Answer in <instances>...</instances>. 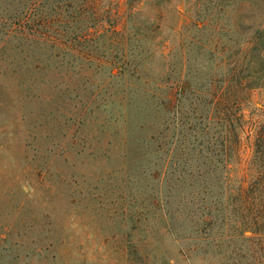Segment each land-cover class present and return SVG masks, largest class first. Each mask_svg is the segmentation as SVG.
Masks as SVG:
<instances>
[{"label": "rangeland", "instance_id": "374dc122", "mask_svg": "<svg viewBox=\"0 0 264 264\" xmlns=\"http://www.w3.org/2000/svg\"><path fill=\"white\" fill-rule=\"evenodd\" d=\"M80 3L0 0V264H264L240 213L199 227L206 213L178 190L179 169L185 183L204 173L224 134L208 92L230 79L243 117L222 180L254 176L264 0ZM68 4L78 23L55 48L39 27Z\"/></svg>", "mask_w": 264, "mask_h": 264}, {"label": "trees", "instance_id": "16d2710c", "mask_svg": "<svg viewBox=\"0 0 264 264\" xmlns=\"http://www.w3.org/2000/svg\"><path fill=\"white\" fill-rule=\"evenodd\" d=\"M69 2L71 0H68ZM42 0H29V4L33 7H40ZM89 0H81L79 5L78 14L87 11V5ZM71 5H65L67 8L57 5L53 8V19L50 23H42L39 27L40 37L47 38V33L41 32V30L51 31L53 34L51 39H47L51 45L55 48L62 47V39L64 37V24L67 28L78 23V19L75 16L66 15V10ZM89 6V5H88ZM85 7V8H83ZM81 10V12H80ZM43 13V12H42ZM41 13V17H42ZM65 13V14H64ZM72 14H75L72 12ZM39 37V36H38ZM50 38V37H49ZM230 84H225L220 86V88H215L210 90L208 93L211 96L212 103L215 109V119L217 125L220 126V132L224 131V134L213 137L209 149L206 148L208 156L206 168L203 172L198 170L196 175L197 178L193 177V181H183V173L188 171L184 166L179 169L178 177L180 179L181 185L178 187L180 199L195 202L197 199V204L195 209L188 211L189 213H206L204 217H199L194 221V224H198L199 227H219L225 225V216H218L216 213H240L238 216V229L241 231L249 232L253 237L259 238L264 237V126L258 129V133L254 139V161L252 162L254 166V176L250 183L245 187L242 182L238 185H229L227 182L222 180L223 173L227 171V161L231 152H236V146H239V141L237 139L236 128L241 130L242 115L238 116L240 111V103L242 101V89H238L236 85L233 84V80H228ZM247 90L254 89L258 86L252 85L254 83H246ZM259 83L258 87H262ZM225 86V87H224ZM183 87L180 84H174L168 88L164 97V105L167 109H172L175 105V98L179 97V91ZM199 157L197 162L199 163ZM176 162L173 163L175 165ZM205 164V163H203ZM198 169H201L198 167ZM193 173L192 171H190ZM194 175V174H193ZM197 183H195V179ZM213 178L211 181H206L205 179ZM197 184L198 188L195 187ZM192 189V191H190ZM187 193L185 197V193ZM186 198V199H185ZM183 200V201H184ZM242 213H247L243 215ZM252 213V214H250ZM192 221L194 219L190 218ZM220 222V223H219Z\"/></svg>", "mask_w": 264, "mask_h": 264}]
</instances>
